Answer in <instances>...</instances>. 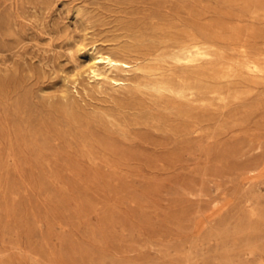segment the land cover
Here are the masks:
<instances>
[{
    "label": "rangeland",
    "instance_id": "374dc122",
    "mask_svg": "<svg viewBox=\"0 0 264 264\" xmlns=\"http://www.w3.org/2000/svg\"><path fill=\"white\" fill-rule=\"evenodd\" d=\"M0 264H264V0H0Z\"/></svg>",
    "mask_w": 264,
    "mask_h": 264
},
{
    "label": "bare ground",
    "instance_id": "6f19581e",
    "mask_svg": "<svg viewBox=\"0 0 264 264\" xmlns=\"http://www.w3.org/2000/svg\"><path fill=\"white\" fill-rule=\"evenodd\" d=\"M173 58L176 62H190L198 57L207 59L210 56L211 44L207 39H202L195 34H188L182 39H176L172 44ZM159 48L156 47L155 50ZM119 56L101 50L90 58L87 63V70L96 79L106 76V71L111 69L129 71L134 67H139L142 57L132 54V51L126 47L118 49ZM147 58V57H146ZM145 58V59H146ZM119 84H125V78H114ZM153 87L159 92L175 93L179 97H186L191 86L186 80L179 76L175 77L173 73H162L152 83Z\"/></svg>",
    "mask_w": 264,
    "mask_h": 264
}]
</instances>
